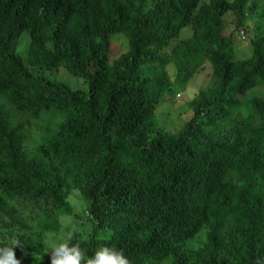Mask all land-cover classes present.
Listing matches in <instances>:
<instances>
[{
	"label": "trees",
	"instance_id": "obj_1",
	"mask_svg": "<svg viewBox=\"0 0 264 264\" xmlns=\"http://www.w3.org/2000/svg\"><path fill=\"white\" fill-rule=\"evenodd\" d=\"M254 14L263 1L0 0V247L50 264L44 237L76 189L91 226L72 243L87 256L108 245L132 264H264V33L234 53ZM113 35L127 48L111 60ZM205 67L192 117L158 126L173 86ZM60 68L85 89L42 75ZM46 114L55 126L33 130Z\"/></svg>",
	"mask_w": 264,
	"mask_h": 264
},
{
	"label": "rangeland",
	"instance_id": "obj_2",
	"mask_svg": "<svg viewBox=\"0 0 264 264\" xmlns=\"http://www.w3.org/2000/svg\"><path fill=\"white\" fill-rule=\"evenodd\" d=\"M231 1V0H228ZM264 0H261V2ZM227 21L226 32L229 33L234 28L232 22V16L227 14L225 16ZM192 31L189 27L183 28L180 33L179 39L188 38L191 35ZM264 33V20L259 17L258 14L250 16L244 27L241 28L238 36H236V41L234 44V53L237 57L246 58L250 55L251 48L250 42L257 35ZM29 35L23 33L18 40L16 46V52L23 58L26 59L27 51L29 46ZM127 48L126 39L122 35H113L111 38V60L116 59L121 53H123ZM167 72L171 79L175 76V70L172 65L167 66ZM42 75L46 76L48 79L59 80L63 83L69 84L73 89H85V85L80 79H77L70 75L64 69H59L57 72H44ZM210 69L205 67L198 71L188 83L185 89H180L177 86H173L172 90L175 92V96L172 98L170 94L166 95V100L161 104L156 112L155 118L157 119L158 126L165 128L166 130L176 131L178 130L185 122H187L192 117V112L187 110L189 102L196 96L200 89L204 88L209 81ZM253 91H248L244 97L245 100H249ZM2 99V98H1ZM55 118L50 115H44V118L33 121V130L42 133L43 130L40 128L50 125L51 127L55 126ZM41 130V131H40ZM76 189H73L70 193L74 192ZM79 199V197H77ZM70 204V203H69ZM71 214H59L60 227L57 233H49L44 237L45 249L42 254V258H47L49 246L54 239H59L69 233H83L90 232L91 222L88 219L87 213V203L82 200V204L72 205ZM43 259V260H45Z\"/></svg>",
	"mask_w": 264,
	"mask_h": 264
},
{
	"label": "clouds",
	"instance_id": "obj_3",
	"mask_svg": "<svg viewBox=\"0 0 264 264\" xmlns=\"http://www.w3.org/2000/svg\"><path fill=\"white\" fill-rule=\"evenodd\" d=\"M66 200L72 205H78L82 204L83 198L79 190H75ZM72 239L69 233L52 241L47 252L50 264H132L124 252L114 246L102 245L91 256H87L78 243H72ZM17 246L20 247L19 242L14 241L13 246L0 247V264H21L15 256L14 249Z\"/></svg>",
	"mask_w": 264,
	"mask_h": 264
}]
</instances>
